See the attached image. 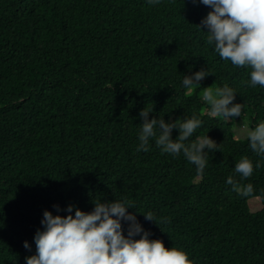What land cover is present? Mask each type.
<instances>
[{
	"label": "trees",
	"instance_id": "1",
	"mask_svg": "<svg viewBox=\"0 0 264 264\" xmlns=\"http://www.w3.org/2000/svg\"><path fill=\"white\" fill-rule=\"evenodd\" d=\"M209 11L199 0H0V264L35 254L45 210L64 217L73 205L74 216L96 200L131 201L127 211L149 239L193 264H264V156L202 100L203 88L226 84L256 127L264 87L244 83L252 69L207 44L208 30L197 26ZM201 70L209 75L200 88L183 87L184 76ZM144 108L150 120L201 119L184 143L215 141L203 174L155 138L149 151H136ZM241 157L254 166L248 179L234 171ZM229 176L251 184L252 195L233 191ZM149 211L156 224L145 220Z\"/></svg>",
	"mask_w": 264,
	"mask_h": 264
},
{
	"label": "clouds",
	"instance_id": "2",
	"mask_svg": "<svg viewBox=\"0 0 264 264\" xmlns=\"http://www.w3.org/2000/svg\"><path fill=\"white\" fill-rule=\"evenodd\" d=\"M193 4L197 0H191ZM151 5L160 0H148ZM200 4L211 9L197 27L206 28L207 44H214V50L221 60L230 61L234 67H249L250 87H264V0H199ZM208 72L197 71L184 76L182 85L189 91L200 88ZM202 100L209 106L212 117L229 120L240 117L244 105L234 104L235 92L228 85L203 88ZM152 109L140 111L142 120L139 134V151H149V140L155 138V144L163 153L179 156L183 153L189 163L194 164L199 174L208 165L207 152L216 147L215 141L207 135L185 144L202 121L196 116L165 122L163 118L149 119ZM179 135L171 138L173 130ZM158 130V131H157ZM249 147L257 155L264 156V122L247 132ZM261 165L256 163L255 167ZM235 173L242 179L251 177L254 166L250 159L241 157L235 164ZM233 191L247 197L254 189L251 184L240 185L232 176L226 180ZM91 212H83L69 205L64 211L67 216H53L45 210L41 225L33 239L35 254L25 257V264H193L188 254L175 247L166 249L159 239H149L151 233L142 228L136 215L127 210L133 208L131 201L102 202L96 200ZM60 211L58 205H53ZM146 221L154 222L152 212L143 215ZM128 222L127 235L123 234L121 222ZM164 222H167L166 220ZM156 224V223H155ZM139 236V239L135 237ZM23 247L31 251L27 241Z\"/></svg>",
	"mask_w": 264,
	"mask_h": 264
},
{
	"label": "rangeland",
	"instance_id": "3",
	"mask_svg": "<svg viewBox=\"0 0 264 264\" xmlns=\"http://www.w3.org/2000/svg\"><path fill=\"white\" fill-rule=\"evenodd\" d=\"M231 120L233 121L232 127L234 133L240 139H247V132L255 128L250 124V118L247 113L242 112L240 117H234L231 118L230 121ZM249 204L252 212H256L261 209V203L259 199H252Z\"/></svg>",
	"mask_w": 264,
	"mask_h": 264
}]
</instances>
